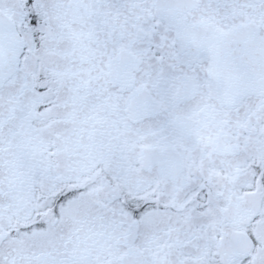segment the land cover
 <instances>
[{
    "label": "snow or ice",
    "instance_id": "snow-or-ice-1",
    "mask_svg": "<svg viewBox=\"0 0 264 264\" xmlns=\"http://www.w3.org/2000/svg\"><path fill=\"white\" fill-rule=\"evenodd\" d=\"M0 264H264V0H0Z\"/></svg>",
    "mask_w": 264,
    "mask_h": 264
}]
</instances>
